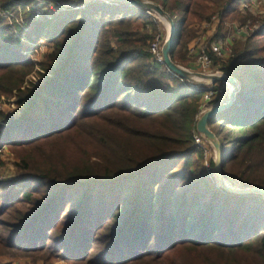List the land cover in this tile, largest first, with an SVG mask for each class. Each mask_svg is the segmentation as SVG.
Returning a JSON list of instances; mask_svg holds the SVG:
<instances>
[{
  "label": "trees",
  "instance_id": "obj_1",
  "mask_svg": "<svg viewBox=\"0 0 264 264\" xmlns=\"http://www.w3.org/2000/svg\"><path fill=\"white\" fill-rule=\"evenodd\" d=\"M150 1L172 17L170 56L184 66L192 23L217 16L215 40L226 20L253 19L238 7L248 0ZM33 3L0 0V10L23 16V25L0 16V94L14 96L18 111L0 112V146L17 159L16 176L0 181V256L264 264V196L232 193L205 172L194 135L207 89L153 59L159 22L104 0L35 19ZM39 41L48 48L40 81L23 87L34 70L29 45ZM212 66L240 83L208 120L223 175L264 187V22Z\"/></svg>",
  "mask_w": 264,
  "mask_h": 264
},
{
  "label": "rangeland",
  "instance_id": "obj_2",
  "mask_svg": "<svg viewBox=\"0 0 264 264\" xmlns=\"http://www.w3.org/2000/svg\"><path fill=\"white\" fill-rule=\"evenodd\" d=\"M250 0L246 1L249 2ZM245 2L242 1L239 3L238 7L239 10L241 11V13L247 15H251V17L253 19L250 18V20H247L250 22L249 26H241V28L237 27L235 24H242V21L239 19L237 20H226L224 23V28L222 30V33H224V39L221 42V47L222 50L225 51L226 53V57L227 58V54H229L234 48H236L237 46L242 45V43L245 41L246 37L249 36L251 33L256 32L261 25L264 22V0H252L250 6H248L247 8L249 10L246 9H242L241 4ZM35 4V3H34ZM241 8V9H240ZM0 16L1 17H5V19H7L10 22H15V24L18 25H23V16L19 15L17 16L15 13H9L6 14L4 10H0ZM30 16L31 18H35L36 16H34V12H33V7L30 8ZM22 17V18H21ZM37 19V18H35ZM246 21V23H247ZM160 24V31H161V39H162V44L166 38L167 35V28L165 26L164 21L161 22L159 21ZM199 24L196 23H192L190 25V27L193 29L194 34L192 35L191 38L187 39L186 44L184 46L185 52H186V58L188 60V62L186 63V65L184 66L183 64H181L182 66H184L185 68L191 70V71H198L199 67H198V62H197V56L195 53V51H190V47H200V46H204L206 44H209L214 36V34L216 33V26H214L213 28H205V27H200L198 26ZM236 28H239V31L241 29L240 32H244V33H240L237 34L236 33ZM213 43V42H212ZM31 49L28 50V53H30V58L33 62V66H34V70H32L29 74H27L24 78V82H23V87H33L34 85H37L40 81V78L38 76V72H43L39 66V63L44 59V57L46 56L47 52H48V48H47V44L44 42H35L31 45ZM25 52V51H24ZM213 67V66H212ZM221 84V83H220ZM221 86V85H220ZM14 92V91H13ZM202 105V104H201ZM201 108H199V112L197 114V119L199 118V116L206 110L208 109L207 106H204V104L202 106H200ZM0 112H6V114H17V108H16V103H15V97L12 96H6L4 94H0ZM197 121V120H196ZM0 123H2L0 121ZM212 141H207L206 139V145L209 146L206 147V151L203 152L202 150V159H203V168L205 170V172L208 174V171L206 170V168L210 167L212 169H214L213 166H211V161L214 162V157H215V151H214V147H213V143H211ZM17 159L16 156L13 152V150H11L9 147L7 146H0V181L3 180H7V179H12L16 176L17 174ZM209 175V174H208ZM211 176V175H210ZM233 185H236L238 187H241L238 183L236 184V182L234 183L232 181V178L227 176L226 177ZM2 257H8V258H16V264H72L68 261H64V260H51L48 262H44L41 259H37V260H32L29 257L26 256H17V257H10V256H0V260ZM1 262V261H0ZM3 264V263H0ZM5 264H10L8 261H6Z\"/></svg>",
  "mask_w": 264,
  "mask_h": 264
},
{
  "label": "water",
  "instance_id": "obj_3",
  "mask_svg": "<svg viewBox=\"0 0 264 264\" xmlns=\"http://www.w3.org/2000/svg\"><path fill=\"white\" fill-rule=\"evenodd\" d=\"M62 3H73L79 4L91 0H53ZM113 2H122L130 5H135L145 10L153 11L157 18L161 21L164 19L165 26L167 28L166 38L161 46V53L163 56V64L165 67L174 75L178 76L187 82L193 84L194 86H206L213 85L216 82L224 85L226 90V96L218 101L216 104L211 105L206 109L196 121V130L208 141H212L215 157H214V179L217 185L223 187L224 189L236 193V194H261L264 196V187L259 186H248V187H238L233 185L224 175L221 165V144L216 137V135L211 131L208 126V120L217 112L227 108L235 99V94L239 90L240 83L233 75L228 73L221 74H207L198 71H191L184 66L174 62L171 59L170 52L173 45L176 26L172 17L163 9L161 5L150 0H104Z\"/></svg>",
  "mask_w": 264,
  "mask_h": 264
},
{
  "label": "built area",
  "instance_id": "obj_4",
  "mask_svg": "<svg viewBox=\"0 0 264 264\" xmlns=\"http://www.w3.org/2000/svg\"><path fill=\"white\" fill-rule=\"evenodd\" d=\"M251 2H252V0H250L249 2H243L241 4L242 9L249 10L247 7L251 5V4H249ZM34 3L32 4V7H33L34 16H36L35 18L47 16L49 14L50 10H58V9L71 8V7L72 8L84 7L83 4L77 5V4H73V3L56 2L53 0H34ZM249 11H251V10H249ZM145 12L148 15L153 16L157 22L160 21L153 11L145 10ZM5 13L9 14V12H5ZM217 22H218L217 16L213 15V16H211V18L209 20L203 21L198 26L205 27V28H213L214 26L217 25ZM235 25L237 27L241 28V26H249L250 22L247 21V23H245L243 25H240V24H235ZM239 28H236V33L237 34L244 33V32H240L241 29L239 31ZM223 39H224V37L223 38L220 37V38H217L215 40H211V42L209 44H206L204 46H200L198 48H197V46L196 47L195 46L190 47V49H189L190 51H195L194 54H196V56H197V62H198V67H199L200 72L207 73V74H221V73H223V72L217 71V70L212 68L213 57L220 59V60L226 59L225 58L226 53L224 50H222V47H221V42ZM161 46H162L161 34H158L157 36H155L154 41L151 43L149 51L152 54L153 59L156 62L163 64V56L161 53ZM207 48H208V50H207ZM211 53H212V56H211ZM227 55H229V54H227ZM212 86L213 85H207L206 86L207 90L203 94V98H202V105L204 104V106H207V108L210 107L211 105L216 104L218 101H220L221 99H223L226 96L227 88L224 85H221L219 87V89L216 91H213ZM194 140H195L196 145H198L202 148L203 152L206 151V147L209 148V146H207L205 144L206 139L198 131L194 135ZM206 170L208 171L209 175H212L214 177V173H213L212 168L208 167V168H206Z\"/></svg>",
  "mask_w": 264,
  "mask_h": 264
},
{
  "label": "crops",
  "instance_id": "obj_5",
  "mask_svg": "<svg viewBox=\"0 0 264 264\" xmlns=\"http://www.w3.org/2000/svg\"><path fill=\"white\" fill-rule=\"evenodd\" d=\"M0 261H1L0 263H3V264H5L6 261H8L10 264H16L17 263L16 262V258L11 259V258H8V257H6V258L2 257Z\"/></svg>",
  "mask_w": 264,
  "mask_h": 264
},
{
  "label": "bare ground",
  "instance_id": "obj_6",
  "mask_svg": "<svg viewBox=\"0 0 264 264\" xmlns=\"http://www.w3.org/2000/svg\"><path fill=\"white\" fill-rule=\"evenodd\" d=\"M164 21V19H162V22ZM164 23H165V21H164Z\"/></svg>",
  "mask_w": 264,
  "mask_h": 264
}]
</instances>
